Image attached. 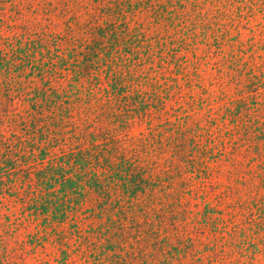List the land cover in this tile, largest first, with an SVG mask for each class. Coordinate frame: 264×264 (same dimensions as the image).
I'll list each match as a JSON object with an SVG mask.
<instances>
[{
  "label": "rangeland",
  "instance_id": "374dc122",
  "mask_svg": "<svg viewBox=\"0 0 264 264\" xmlns=\"http://www.w3.org/2000/svg\"><path fill=\"white\" fill-rule=\"evenodd\" d=\"M262 128L264 0H0V264H86L101 197L53 219L62 155L149 178L108 189L141 264H264Z\"/></svg>",
  "mask_w": 264,
  "mask_h": 264
},
{
  "label": "trees",
  "instance_id": "16d2710c",
  "mask_svg": "<svg viewBox=\"0 0 264 264\" xmlns=\"http://www.w3.org/2000/svg\"><path fill=\"white\" fill-rule=\"evenodd\" d=\"M262 132L263 131H261V133ZM258 138L264 142V135L263 137L260 135ZM253 144L255 149L258 148L257 142ZM262 148L264 149V144ZM82 151L78 149L69 153L65 161L70 164H78L80 168L87 165L89 162L86 157H84L85 155ZM262 154H264V151L260 153L261 156ZM64 157L65 156L62 155L58 163H55L52 169L48 167L47 170H50L51 173L46 176L44 181L48 186H50L49 180L52 178L54 182H57L56 190L58 192H55L56 190L53 189L54 191L52 190L50 193L51 197L46 199V201L50 203V215L53 219L55 218V220H62L59 218L63 216L66 209L73 208L74 199H77V196L75 195V198L71 201L68 192L72 193V195H81L80 189H83L84 192H88L89 190L96 192L100 195L101 199L96 201L95 197L93 205L88 206L87 210L90 213L88 214L89 216L94 215L99 218V221H97L95 225L90 224L88 229H86L89 235H84L83 237L84 241L87 239L86 249H84V253L86 254L84 256H88L86 264H135L133 261L136 259V264H141V262L144 261L143 255H139L138 252L129 255L128 251L124 248V237H126L127 232L122 227L121 221H119V224L113 225L114 216L118 217L120 214L119 210H122V206L119 205L120 203L118 200L114 201L110 198L108 189L112 188V190L115 191L116 188L120 186L122 191H124L129 198H134L138 192H143L145 190L144 188L146 185H149V178L143 176L142 170H139V167H134L130 163H125L123 160H120L119 162L117 161L113 167L111 161H105L103 158V160L99 162L101 163L102 173H95L94 171H90L89 168L84 171L83 176H85L83 180H81L77 173V175L64 174L62 171V160ZM3 160H8V157L7 159L0 158V164ZM45 171L44 167L43 172ZM263 178L260 180H263L264 184ZM48 192L49 191H47V194ZM259 201L260 205L257 214L262 216L264 215V197ZM70 202L72 205H70ZM41 205L43 208L45 207V204L42 203ZM102 214L106 217L105 222L100 220ZM126 219L128 218L126 217ZM132 223L138 224V228L141 226L140 222L132 221ZM249 243L255 246L253 240L249 241ZM254 248L258 249V247Z\"/></svg>",
  "mask_w": 264,
  "mask_h": 264
}]
</instances>
